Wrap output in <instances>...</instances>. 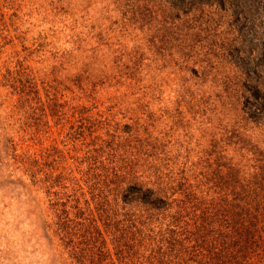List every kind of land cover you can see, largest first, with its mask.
Returning <instances> with one entry per match:
<instances>
[{"label": "trees", "instance_id": "16d2710c", "mask_svg": "<svg viewBox=\"0 0 264 264\" xmlns=\"http://www.w3.org/2000/svg\"><path fill=\"white\" fill-rule=\"evenodd\" d=\"M116 1L122 27L142 32L143 49L117 48L110 67L88 76L90 89L80 73L70 96L46 74L5 75L21 142L41 143L54 126L68 145L21 149L8 138L5 148L10 174L39 205L55 258L264 264V141L238 119L221 121L234 113L264 124V21L260 36L247 38L254 8L264 18V0ZM162 69L179 80L172 109L142 101L122 120L118 102L85 104L98 86L141 90L142 98Z\"/></svg>", "mask_w": 264, "mask_h": 264}, {"label": "rangeland", "instance_id": "374dc122", "mask_svg": "<svg viewBox=\"0 0 264 264\" xmlns=\"http://www.w3.org/2000/svg\"><path fill=\"white\" fill-rule=\"evenodd\" d=\"M165 5L170 6L169 3ZM259 9L254 8L249 17L252 23L249 39L258 38L262 31L260 23L264 18ZM229 16L223 19L222 28L231 25ZM121 21L116 0H0V120L7 122L0 123V264H60L44 235L39 205L28 198L26 186L10 174L5 157L7 139L12 138L21 149L39 150L53 141L58 148L68 146L61 142L63 137L57 134L54 126L49 134L42 135L41 143L21 142L16 127L18 122L11 123L21 114L7 108L15 97L8 91L5 75L13 74L18 68L23 77L34 74L40 80L46 74L60 83L65 94L70 96L71 79L80 73L85 76V87L90 89L88 76L110 67L117 48L143 49L142 45L137 46L142 32L131 26L122 27ZM162 70L152 71L148 93L142 98H138L141 90L135 93L124 86L118 90L98 86L92 98L85 96V104L95 100L98 108L103 109L111 101L118 102L120 112L117 116L122 120H128L127 116L132 114L130 110L123 111L124 108L142 101H148L150 108L157 112L163 107L172 109L176 103L169 98L175 97L179 80L169 70ZM109 95L116 98H109ZM123 114L126 116L122 117ZM237 119L244 126L243 131L263 145L264 124L254 125L234 113L227 114L221 121ZM216 121L218 117L214 118V123ZM190 130L195 136L199 135L192 122Z\"/></svg>", "mask_w": 264, "mask_h": 264}]
</instances>
